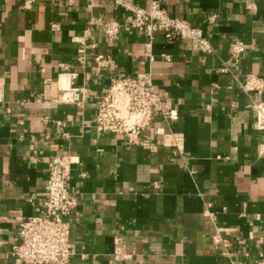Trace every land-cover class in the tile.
I'll use <instances>...</instances> for the list:
<instances>
[{
    "label": "crops",
    "instance_id": "0c3cea01",
    "mask_svg": "<svg viewBox=\"0 0 264 264\" xmlns=\"http://www.w3.org/2000/svg\"><path fill=\"white\" fill-rule=\"evenodd\" d=\"M22 2L0 0V264H15L17 223L37 213L57 156L71 162L77 201L68 264H264V157L255 154L264 133L250 110L264 92L244 93L220 71L238 40L246 50L229 63L233 75L264 79V0H159L214 52L157 35L147 56L140 32L108 44L96 28L97 52L112 60L99 73L76 60L78 40L90 16L119 20L122 10L104 0H37L29 10ZM142 74L176 119L155 117L139 145L96 131L111 80ZM70 86L86 89L83 102L53 101Z\"/></svg>",
    "mask_w": 264,
    "mask_h": 264
},
{
    "label": "built area",
    "instance_id": "2783aa9c",
    "mask_svg": "<svg viewBox=\"0 0 264 264\" xmlns=\"http://www.w3.org/2000/svg\"><path fill=\"white\" fill-rule=\"evenodd\" d=\"M37 0H23L21 9L29 10ZM57 1V0H43ZM88 7L93 0H84ZM113 8L122 10L119 20H103L90 16L76 48V60L80 64L91 61L96 73L110 67L112 60L97 52V39L93 31L99 28L101 38L112 44L121 32L137 31L147 40L145 54L149 56L152 39L160 35L166 41L188 42L189 50L211 54L214 48L202 30L185 19L171 16L161 7L159 0H151L148 8H142L129 0H104ZM72 4V0H68ZM217 15L209 14L208 23L217 20ZM50 30H57V24L51 23ZM246 47L241 41L230 43L229 57L223 62L221 72L230 74L244 93L261 95L264 92V79L255 75H246L238 81L229 66L237 64ZM86 89L70 86L62 89L53 101L78 106L83 102ZM2 84H0V103ZM254 124L264 133V99L253 101L250 105ZM175 120L176 114L168 108L160 93L153 87L148 75L118 77L111 80L109 87L100 95L94 117L96 131L122 136L130 145L141 143V133L150 128L155 117ZM257 157H264V140L256 147ZM71 162L68 157H53L47 164V178L43 186V195L39 199L37 213L19 221L16 237L8 255L15 264H68L71 256L69 231L71 216L77 206L76 198L68 187ZM80 177H84L80 174Z\"/></svg>",
    "mask_w": 264,
    "mask_h": 264
}]
</instances>
